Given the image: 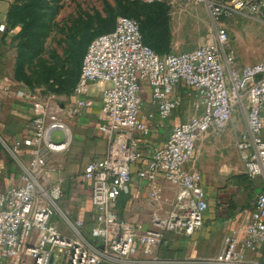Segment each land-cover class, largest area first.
<instances>
[{
  "label": "built area",
  "instance_id": "1",
  "mask_svg": "<svg viewBox=\"0 0 264 264\" xmlns=\"http://www.w3.org/2000/svg\"><path fill=\"white\" fill-rule=\"evenodd\" d=\"M16 1L0 0L9 5ZM206 2L216 16L239 12L264 21V0ZM7 30L6 21H0V33ZM228 40L222 28L217 44L159 54L145 43L140 22L121 15L113 30L97 35L88 45L74 100L66 108L57 100L32 94V134L12 143L3 140L21 170V183L0 190V258L7 264H51L61 248L63 264H264V188L250 215L225 236L215 258L176 260L155 255L165 232L193 235L203 227L208 195L202 172L189 164L200 138L208 132L220 134L238 102L246 103L247 130L238 141L245 174L264 179V56L230 77L227 63L234 62L235 55L224 53ZM93 85L100 91V114L106 119L96 128L106 151L87 162L81 173L93 206L88 228L83 219H72L60 207L64 179H54L51 171L52 157L66 151L72 138L66 117L93 108L89 95ZM185 96L193 114L170 124ZM145 99L157 112L155 125L169 127L165 143L150 155L140 147L148 142L153 119L143 112ZM55 129L64 132L63 142H53ZM2 173L0 164V177ZM134 179L150 184L149 195L156 203L164 201L165 188L175 191L170 208L154 211L152 227L144 232L126 222L117 207ZM59 220L69 235L60 229Z\"/></svg>",
  "mask_w": 264,
  "mask_h": 264
},
{
  "label": "rangeland",
  "instance_id": "2",
  "mask_svg": "<svg viewBox=\"0 0 264 264\" xmlns=\"http://www.w3.org/2000/svg\"><path fill=\"white\" fill-rule=\"evenodd\" d=\"M196 1L22 0L18 5L29 4L30 16L21 20L15 11L11 19L7 14L6 35L11 40L7 43L2 39L0 71L15 89L52 101L61 98L67 100L71 98L78 81L87 45L95 35L111 30L121 15L138 20L147 42L163 54L204 44H217L218 30L226 29L229 40L223 46L224 53L228 55L233 51L235 55L234 62L227 63L230 77L233 71H241L244 65L255 63L264 56L263 20L256 21L247 13L239 12L216 16L209 7L210 2ZM98 94L97 88L89 92L92 97ZM185 98L184 104H187V96ZM232 116H236L241 127H244L245 107L241 102L235 105ZM51 138L53 142L60 143L64 141L65 134L55 129ZM76 150H79L78 146L75 149V143L70 142L66 151L52 157L53 178L64 179V195L59 205L68 214L65 206L68 198L82 188L80 177L84 156H80ZM195 163L196 167H193L192 161V167L198 168L197 158ZM85 190L87 194V188ZM70 216L75 219V216ZM59 226L69 235L60 220ZM88 232L85 226L84 233L87 236ZM63 263L64 252L59 248L53 264Z\"/></svg>",
  "mask_w": 264,
  "mask_h": 264
},
{
  "label": "crops",
  "instance_id": "3",
  "mask_svg": "<svg viewBox=\"0 0 264 264\" xmlns=\"http://www.w3.org/2000/svg\"><path fill=\"white\" fill-rule=\"evenodd\" d=\"M181 1L198 2L196 0ZM206 1L221 2L223 0ZM9 8V4L0 2V21H6ZM246 15L253 20H258L249 14ZM242 29H245V27L242 26ZM7 33L8 31L0 33V51L3 47L1 44L3 38L7 43H10L11 38L6 35ZM92 88H97V86L93 85ZM185 91V88H182V92ZM31 95L9 85L7 77L0 71V164L3 167V173L0 177V190L21 183V170L4 146L3 140L12 143L15 139H21L32 134L33 107ZM92 98L94 100L93 108H83L79 115L66 117L72 131L71 143H75V149H77V146L79 148L78 151L76 150L77 153L84 156L83 168L91 159L103 155L106 151V143L96 130L97 126L106 120L100 114V91L98 96ZM57 100L66 108L69 104L67 102L73 101L74 98L71 96L67 100L66 98ZM144 104H147L145 109L143 107L144 114L146 116L152 114L153 119L149 120L151 132L148 136V142L142 143L140 147L145 150L146 155H150L156 148L165 143L169 127L156 126L157 112L155 108L149 104L147 99H145ZM187 106L188 109L186 110L185 107ZM243 107H245L244 127H241V123L237 121L236 116H231L227 126L220 134L211 132L204 134L197 142L192 159L194 162L193 167H196L195 158L199 160L198 168L192 167V161L189 164L191 169H198L202 172L204 187L208 195L209 208L204 215L203 227L193 235H186L181 232H165L163 241L156 250V257L176 260L215 258L223 249L225 236L230 234L250 215L254 199L263 191L264 179L263 177L250 179L245 174L242 154L238 148L239 136L247 130L246 103L243 104ZM192 114V109L187 102L176 111L169 123H179ZM24 157L26 160L28 159L27 154ZM80 183L82 186L81 191L69 197L65 206L70 215L75 216V219H83L90 226L93 214L90 191L88 185L81 181V177ZM86 188L87 194L85 193ZM150 190L149 183L134 179L129 192L126 193L129 199L126 202L122 217L126 222L135 226L138 232H144L151 228V215L153 212L158 209L168 210L174 199L175 191L171 188H165L163 190L164 201L156 203L149 195ZM141 256H144L143 252H141ZM0 264H7V261L0 258Z\"/></svg>",
  "mask_w": 264,
  "mask_h": 264
},
{
  "label": "trees",
  "instance_id": "4",
  "mask_svg": "<svg viewBox=\"0 0 264 264\" xmlns=\"http://www.w3.org/2000/svg\"><path fill=\"white\" fill-rule=\"evenodd\" d=\"M22 0H17L15 3H13L12 5H11V10L9 11V13H8V17L11 19L14 15H13V13H14V11L16 12V14H18V18H20L21 20H24V19H26L27 18V16H30V14H28V10H29V4H24L23 6L22 5H18L19 4V2H21ZM160 0H155V1H153V2H159ZM15 8H17V11L15 10ZM124 16H128V15H124ZM128 17H131V16H128ZM135 19V18H134ZM6 23H7V20H6ZM115 24H116V22L114 23V25H113V28L111 29V30H113L114 29V27H115ZM7 27H8V23H7ZM141 29H142V26H141ZM111 30H108V31H106V32H109V31H111ZM8 31V30H7ZM103 33H105V32H103ZM142 33H143V37H144V41H145V43L146 44H148L149 46H151L148 42H147V40H146V36H145V34H144V32H143V29H142ZM100 34H102V33H100ZM99 35V34H98ZM97 35H95L92 39H91V41L96 37ZM91 41L89 42V44L91 43ZM88 44V45H89ZM88 45H87V47H88ZM155 51H157L153 46H151ZM86 50H87V48H86ZM86 52V51H85ZM158 52V51H157ZM159 54H163V53H160V52H158ZM85 54V53H84ZM166 54V53H165ZM84 56V55H83ZM83 60V59H82ZM81 65H82V63H81ZM80 70H81V67H80ZM79 76H80V73H79ZM78 79H79V77H78ZM78 82V81H77ZM77 84V83H76ZM76 86V85H75ZM129 199V196H128V194H126V193H123L120 197H119V200H118V203H117V207H118V212H119V214L122 216V213H123V211H124V209H125V205H126V202H127V200ZM90 226H91V224H90ZM88 228H89V225H88ZM262 259H263V257H262ZM263 262H264V259L262 260Z\"/></svg>",
  "mask_w": 264,
  "mask_h": 264
},
{
  "label": "water",
  "instance_id": "5",
  "mask_svg": "<svg viewBox=\"0 0 264 264\" xmlns=\"http://www.w3.org/2000/svg\"><path fill=\"white\" fill-rule=\"evenodd\" d=\"M53 260H54V256L52 255L51 260H50L51 264L53 263Z\"/></svg>",
  "mask_w": 264,
  "mask_h": 264
},
{
  "label": "bare ground",
  "instance_id": "6",
  "mask_svg": "<svg viewBox=\"0 0 264 264\" xmlns=\"http://www.w3.org/2000/svg\"><path fill=\"white\" fill-rule=\"evenodd\" d=\"M71 140H68V144H70Z\"/></svg>",
  "mask_w": 264,
  "mask_h": 264
}]
</instances>
